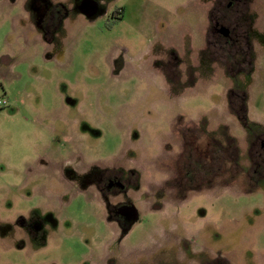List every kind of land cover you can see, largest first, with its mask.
I'll list each match as a JSON object with an SVG mask.
<instances>
[{"label":"rangeland","instance_id":"374dc122","mask_svg":"<svg viewBox=\"0 0 264 264\" xmlns=\"http://www.w3.org/2000/svg\"><path fill=\"white\" fill-rule=\"evenodd\" d=\"M215 1L0 0V264H264V0L249 71Z\"/></svg>","mask_w":264,"mask_h":264},{"label":"flooded vegetation","instance_id":"af4514ba","mask_svg":"<svg viewBox=\"0 0 264 264\" xmlns=\"http://www.w3.org/2000/svg\"><path fill=\"white\" fill-rule=\"evenodd\" d=\"M243 1L244 0H216L208 14L210 26L205 32V45L207 49H212L216 53L220 52V58L209 59L221 63L226 71L230 70L231 67L237 66L240 69L249 71L252 63V48L249 40L250 5L247 3L243 4ZM224 2L226 3L224 4ZM242 8L244 9L243 12ZM123 13V11L119 10L114 11L112 14L113 16L116 14L120 16V14ZM120 18L121 17H117L116 20H119ZM213 18L216 22L213 21ZM232 96H228L227 104L232 103L234 105L237 103V98L240 102H245L244 98L240 97V95L239 97ZM231 97L232 100L230 99ZM245 115L246 113L243 114L241 121H244V118L246 117ZM227 144L229 143L227 142ZM261 147L263 146L261 145ZM111 189L117 191L119 187H110L109 173H105L99 182L98 191L105 197ZM107 204L110 206V202ZM109 215L110 220H112L120 229H124L126 226L128 227L135 220L134 215L129 211V207L121 201L111 209Z\"/></svg>","mask_w":264,"mask_h":264},{"label":"built area","instance_id":"2783aa9c","mask_svg":"<svg viewBox=\"0 0 264 264\" xmlns=\"http://www.w3.org/2000/svg\"><path fill=\"white\" fill-rule=\"evenodd\" d=\"M7 103L4 101V102H0V106H4L6 105Z\"/></svg>","mask_w":264,"mask_h":264}]
</instances>
